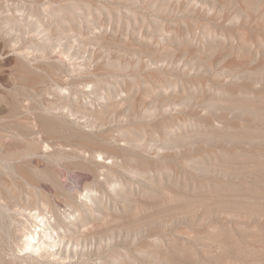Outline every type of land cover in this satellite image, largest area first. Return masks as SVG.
Wrapping results in <instances>:
<instances>
[{
    "label": "rangeland",
    "instance_id": "1",
    "mask_svg": "<svg viewBox=\"0 0 264 264\" xmlns=\"http://www.w3.org/2000/svg\"><path fill=\"white\" fill-rule=\"evenodd\" d=\"M0 264H264V0H0Z\"/></svg>",
    "mask_w": 264,
    "mask_h": 264
},
{
    "label": "bare ground",
    "instance_id": "2",
    "mask_svg": "<svg viewBox=\"0 0 264 264\" xmlns=\"http://www.w3.org/2000/svg\"><path fill=\"white\" fill-rule=\"evenodd\" d=\"M59 233L58 230L50 229L46 221L40 228L36 226L34 230L26 232L25 247L27 250L37 253H53L51 248L56 246V242H61Z\"/></svg>",
    "mask_w": 264,
    "mask_h": 264
}]
</instances>
